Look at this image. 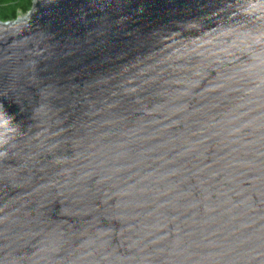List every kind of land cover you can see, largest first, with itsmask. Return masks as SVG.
<instances>
[{"label": "water", "instance_id": "1", "mask_svg": "<svg viewBox=\"0 0 264 264\" xmlns=\"http://www.w3.org/2000/svg\"><path fill=\"white\" fill-rule=\"evenodd\" d=\"M247 3L34 0L0 26L19 125L0 264H264V13Z\"/></svg>", "mask_w": 264, "mask_h": 264}, {"label": "clouds", "instance_id": "2", "mask_svg": "<svg viewBox=\"0 0 264 264\" xmlns=\"http://www.w3.org/2000/svg\"><path fill=\"white\" fill-rule=\"evenodd\" d=\"M34 0H0V26H16L21 22L27 24L33 11ZM11 6L14 8L15 15L6 12L5 9ZM244 11L247 14L264 13V0H248ZM260 37L256 42H260ZM15 117L8 114L4 106L0 104V157L7 155L6 146L9 145L18 131L19 125L14 123Z\"/></svg>", "mask_w": 264, "mask_h": 264}, {"label": "trees", "instance_id": "3", "mask_svg": "<svg viewBox=\"0 0 264 264\" xmlns=\"http://www.w3.org/2000/svg\"><path fill=\"white\" fill-rule=\"evenodd\" d=\"M6 12H10L12 15H15V11H14V8H12L11 6L7 7L5 9Z\"/></svg>", "mask_w": 264, "mask_h": 264}]
</instances>
